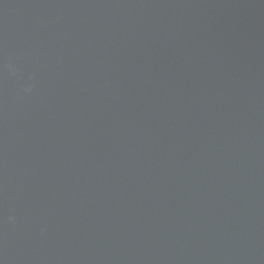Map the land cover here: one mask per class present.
Instances as JSON below:
<instances>
[{
	"label": "water",
	"instance_id": "water-1",
	"mask_svg": "<svg viewBox=\"0 0 264 264\" xmlns=\"http://www.w3.org/2000/svg\"><path fill=\"white\" fill-rule=\"evenodd\" d=\"M0 264H264V0H0Z\"/></svg>",
	"mask_w": 264,
	"mask_h": 264
}]
</instances>
